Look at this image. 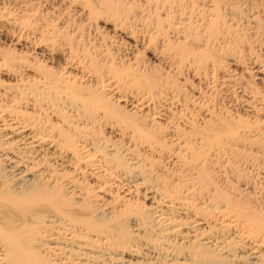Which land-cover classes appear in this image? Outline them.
I'll list each match as a JSON object with an SVG mask.
<instances>
[{"label": "bare ground", "instance_id": "1", "mask_svg": "<svg viewBox=\"0 0 264 264\" xmlns=\"http://www.w3.org/2000/svg\"><path fill=\"white\" fill-rule=\"evenodd\" d=\"M179 1L156 66L0 0V264H264V0ZM233 85L250 119L214 108Z\"/></svg>", "mask_w": 264, "mask_h": 264}, {"label": "rangeland", "instance_id": "2", "mask_svg": "<svg viewBox=\"0 0 264 264\" xmlns=\"http://www.w3.org/2000/svg\"><path fill=\"white\" fill-rule=\"evenodd\" d=\"M105 1L106 2H100V4H98L97 2L94 3L95 4V10L97 12L94 15L89 16L87 14H84L81 11V8L79 6H74V5L70 4L69 2L63 1V0H34V1L33 0H23V2H25V5H27V4H28V6L30 4L34 5V6L36 5L35 7H38L39 12H42V14H41V18L43 19L42 21L44 22V20H45V23H48V21H49L54 26L52 28H54L56 30L60 29L63 32L71 33L72 30L74 29L79 34H82L84 39L90 40V42L91 43L93 42V44L104 43L106 41V43H108V45H110L112 47H115V46L121 47L120 49L123 52H125V51L126 52H132V56H134V57L138 56L137 58L141 59L142 61L146 62L147 64L153 63V64H156V66L158 65V62L155 61V59L152 56H153V53L158 54L160 52L161 47L159 45H157L158 42L155 43L156 42L155 40L151 41L149 39L150 38L149 30L147 28V27H149V25L147 26L148 23L146 22V20L150 19L151 16H153V14L155 13L154 10L157 11L158 9H161L160 11H162V12L159 11V13L165 14L164 11H166V13L170 14L169 15L170 17H176L178 15L182 16V14H184V11L186 12V10L188 8L187 4L183 0H182L183 2H181L179 0L178 1L177 0H169L170 5H169V3H167L169 1H166V0H159V1L157 0V2L154 0H105ZM175 1H177V2H175ZM171 2H173L175 5L173 3L171 5ZM38 3H39V5H38ZM157 3L159 5L158 6L159 8L156 7L157 9H154L155 8L154 6H157ZM163 3L164 4L167 3V4H165V9H164ZM97 5H98V7H97ZM12 6H9V7H12L11 9L14 10L15 12H18L20 10L19 9L20 6L19 7H17V6L15 7V5H12ZM172 6H174V7H172ZM161 7H163V8H161ZM15 8H16V10H15ZM174 8H175V10H174ZM136 9H138L139 11ZM150 10H152V11H150ZM140 11L141 12L143 11V15L145 14L148 16L141 15L144 19L141 17L139 18L140 14H141ZM174 11H176V12H174ZM172 12H174V13H172ZM177 12H179L181 14H179V13L177 14ZM138 14H139V16H138ZM175 14H177V15H175ZM149 15H151V16H149ZM128 19H130V20H128ZM114 24H118L119 27L122 26L120 28H123V29L125 28V30L128 29L126 31L132 32L133 37L138 42L137 46L133 47L131 40L128 39L125 34H122L119 32L116 33L114 31V26H115ZM11 31L13 32V30H10L8 34L14 38H18L17 33L16 32L12 33ZM243 32L245 35H243L242 40H246L248 42L253 40L249 36V34H247V32H245V31H243ZM245 36H247L249 39L246 37L248 39L247 40L245 38ZM235 37L237 38L236 35H234V36L232 35V39L230 38L232 40L231 44H233V43L237 44L238 43L237 41H240V38L242 36L237 38V39ZM233 38H234V40L236 39L237 43L233 40ZM29 39L31 40V42H33L32 37H30ZM100 40H102V41L105 40V41L100 42ZM34 42H36V41H34ZM240 43H241V41L238 44H240ZM6 44H7L6 41L0 42V52H2L3 50L7 51L6 49H7L8 44L7 45ZM118 44L122 45V46H119ZM36 45H39V44L34 43L33 44L34 48L36 47ZM3 46L6 48H4ZM130 47H132L133 49ZM34 48H32V47L29 48V52L31 53V55L35 56L36 53L38 52V50L34 49ZM263 59H264V56H263ZM226 61L224 62L223 65L229 66V64ZM175 71H176V74L174 73V77L179 82V84H181V86H183L182 88L184 89V91H186L187 94L189 92L188 95H192L193 93H195L196 90L197 91L199 89L202 90L203 87H206V85L203 82L200 83V80H199L200 78L197 77L199 74L198 75L196 74L197 72L187 70L186 68H179L178 70L177 69L174 70V72ZM195 75H196V77H195ZM233 86H236V85H233ZM233 86H232V88L230 87V90H232V91L229 90L230 92L226 91L224 88H222L220 90L221 86L218 88V91L220 93H217L216 94L217 96L215 95L213 97V100H212L213 106L216 104L214 106V108L218 109V108L222 107L225 110L228 109L229 111H232L236 115L240 113V115H238V116H240V117L243 116L244 117V118L242 117L243 119H245V118L250 119V118H248V116L246 115L244 110L239 106V103L236 104L235 102H233V101H235V98H240V96L242 95L240 90L237 88V86L236 87H233ZM235 88H237V89L235 90ZM203 91H205V88H203ZM228 92H229V95H228ZM231 92H233V93H231ZM238 92H240V93H238ZM231 94L234 95L233 101L231 100L233 97H230ZM226 96H229V97H226ZM218 105H220V107ZM140 200H141V204L142 203L144 205L146 204V201H144V199L140 198Z\"/></svg>", "mask_w": 264, "mask_h": 264}]
</instances>
